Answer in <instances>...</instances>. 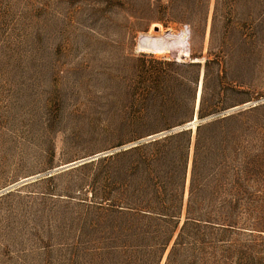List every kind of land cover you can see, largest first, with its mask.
<instances>
[{
    "label": "rangeland",
    "instance_id": "1",
    "mask_svg": "<svg viewBox=\"0 0 264 264\" xmlns=\"http://www.w3.org/2000/svg\"><path fill=\"white\" fill-rule=\"evenodd\" d=\"M168 1L0 0V264H115L112 246L132 234L112 203L140 158L124 151L164 131L193 140L236 107L226 115L253 109L243 146L197 158L192 203L257 211L261 227L230 236L229 263L264 264L259 3L236 4L251 15L219 16L212 31V12L192 27L165 17ZM193 159L192 143L186 166L167 158L157 171L184 204Z\"/></svg>",
    "mask_w": 264,
    "mask_h": 264
},
{
    "label": "trees",
    "instance_id": "2",
    "mask_svg": "<svg viewBox=\"0 0 264 264\" xmlns=\"http://www.w3.org/2000/svg\"><path fill=\"white\" fill-rule=\"evenodd\" d=\"M253 1L259 3V17L264 21V0ZM241 2L251 0H169L164 15L171 21L206 27L212 12L213 31L219 16L251 15V9L236 8ZM202 106L201 100L200 117L207 115L202 112ZM250 111L217 117L198 125L193 140L191 129L181 130L138 143L124 151V154L137 153L140 158L121 177V180L125 179L120 181L119 196L112 203L121 219L120 233L130 230L132 234L129 240H119L112 246L118 256L115 264H162L163 261V264H230L229 260L236 252L230 236L243 228L261 227V218L255 216L257 211L235 205L206 208L193 205L196 161L205 155L226 153L231 146L235 151L240 150L245 139L243 135L250 128V120L245 117ZM182 137L184 143L179 141ZM192 143L191 189L184 204V187L180 189V183L169 187V178L157 171L165 167L167 158H179L186 166ZM185 176L186 170L183 171V183ZM227 199L234 201L231 197ZM102 250H107L103 254L109 252L107 247ZM106 259L105 256L102 258V264H107ZM258 261L262 264L261 259Z\"/></svg>",
    "mask_w": 264,
    "mask_h": 264
},
{
    "label": "water",
    "instance_id": "3",
    "mask_svg": "<svg viewBox=\"0 0 264 264\" xmlns=\"http://www.w3.org/2000/svg\"><path fill=\"white\" fill-rule=\"evenodd\" d=\"M236 108H238V107H236ZM236 108H232V109L226 110L225 112L222 113L223 116H225L226 114H228L229 112L233 111V110L236 109ZM217 115H219V114H217ZM217 115H211L209 118H211V117H215V116H217ZM191 124H192V122L186 124L185 126H190ZM182 127H184V126H182ZM182 127H180V128H182ZM167 132H168V131H164V132H161V133H158V134H155V135H150V136H148L147 138H144V139H142V140H140V141L150 140V139H153V138H155V137H157V136H159V135H164V134H166ZM136 143H138V142H136ZM136 143H135V144H136Z\"/></svg>",
    "mask_w": 264,
    "mask_h": 264
}]
</instances>
